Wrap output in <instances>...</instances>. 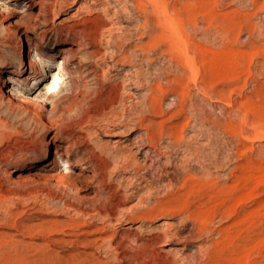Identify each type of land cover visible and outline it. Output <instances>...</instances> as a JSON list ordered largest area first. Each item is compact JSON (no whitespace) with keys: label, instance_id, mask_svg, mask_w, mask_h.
<instances>
[{"label":"rangeland","instance_id":"obj_1","mask_svg":"<svg viewBox=\"0 0 264 264\" xmlns=\"http://www.w3.org/2000/svg\"><path fill=\"white\" fill-rule=\"evenodd\" d=\"M211 1L218 14L252 13L248 0ZM8 2L0 0V264H264V137H253L264 131V98L253 93L264 87L254 73L264 60H254L253 75L243 74L237 89L219 81L222 100L190 85L184 116L169 118L181 104L175 95H166L162 115L147 108L154 82L165 85L180 73L164 42L142 52L155 13L146 0L145 12L134 0H41L27 11L26 0ZM253 23L262 28L264 12ZM213 35L207 46L218 49ZM248 40L242 32L237 46L249 49ZM59 65L70 77L49 105L38 104L32 74ZM12 79L15 95L8 93ZM150 123L166 130L186 124L185 139L175 146L163 135L159 154L138 151L134 142L141 136L147 144L141 126ZM53 149L69 158L50 171ZM247 164L256 181L250 201H240ZM80 166L78 176H64ZM189 175L211 191L188 193ZM103 201L110 217L100 213Z\"/></svg>","mask_w":264,"mask_h":264},{"label":"bare ground","instance_id":"obj_2","mask_svg":"<svg viewBox=\"0 0 264 264\" xmlns=\"http://www.w3.org/2000/svg\"><path fill=\"white\" fill-rule=\"evenodd\" d=\"M9 1L10 2L14 1L13 5L18 4L17 3L18 0H9ZM134 1H135L134 4H136V6H135L136 9L140 12H145L144 11L145 6L142 5V0H134ZM146 1L149 3V5H151L152 8H154L155 13H153L152 18L147 17V23H148L147 26H150V33L151 34L150 33L149 34L151 35L150 36L151 40L149 39L150 40L149 42L142 44V52L145 53L146 51H150V50L156 51L158 42H161V43L164 42V44H163L164 51L163 52H165L166 54L169 53L171 60L175 63V65H176V67L180 73L179 76H176V77L172 78L171 80L165 81L164 82L165 85L164 84L162 85L160 82H154L155 83V84H153L154 86L149 89L150 97H149L148 102H147V108L151 113H154L156 115H162L164 113V111H162V106H163V102L165 101L166 95L172 94L181 100V104L179 103L180 105H178L177 109H174V110L171 109L173 111L171 112V114L169 113L170 114L169 118L174 117L176 114L180 115V117H178L179 119L181 117H183L185 114V111H187L185 99L187 98L186 96H188V94H189L188 88L190 85H192L195 89H197L200 93L204 94L205 96L214 95L217 99L222 100L223 95H222L221 89L219 88V86H220L219 81H221L225 77L224 79H228L231 81L229 84V87L237 89L236 85H237L238 81L240 80V78L243 74H246L248 77H251L253 75L254 69H252V65L255 63L254 60L257 57H260L261 59L264 60V44H263L264 26L261 28V27H259V25H256L253 23L254 16H256L258 12H262V13L264 12V0H248L250 3V6H251L252 13H248L246 11H239L237 9H235V10L231 9L228 12H226V10H225L226 13L223 12L224 14H218V12L216 13V11H217L216 8L218 6L216 5V2H213L211 0H192V3H191V1L189 2V1L184 0L185 2H182L181 0H175V3L171 4V5L169 4V1L167 2L166 0H146ZM10 2H8V3H10ZM143 4H144V2H143ZM229 4H230V2H229ZM37 6H42L41 0H26V2L23 4L24 11L36 8ZM143 6H144V9H143ZM227 7H229V6H227ZM24 11L18 10L17 12L22 13ZM170 11L172 12V14H170ZM151 12H153V10ZM220 12H221V10H220ZM199 17H201V19H202L201 26H199V23H198ZM199 27H201L200 32H198ZM156 28L160 29V31L156 32ZM210 30L214 32V34H215V35H213V36H215L214 40L217 43H219L218 45H220V47L218 49H210L211 47H208L209 45L207 46V42H208L207 40L209 38ZM242 32H247L249 34V40L247 43L249 45V49H247L245 47V45L242 47L237 46L238 42L240 40V35ZM155 33H156V35H155ZM198 34L200 36L204 37V40H205L204 42H201V41L197 42V40L196 41L194 40V39H197V37L199 36ZM256 35L258 36L257 38H256ZM198 39H200V38H198ZM246 42H247V40H246ZM165 43H167V44H165ZM25 59L28 62V64H30L31 54H28V56ZM141 70H143V69H141ZM155 73H157V72H155ZM254 73L256 75H258L260 78H263L264 77V64H261L259 71H256ZM32 75H33L32 79H31L32 85H36L39 83V87H40V91L37 92V94H35V96L32 97V100H34L38 104L39 103L43 104V106L50 104L53 96L56 93H58V90L60 89L61 85L65 82L66 79H68L70 77L69 74L63 68H61L60 65L57 68L53 66V70H52V72H50V74L39 75V73H33ZM13 84H15V82L12 79V85L9 86V92H8L11 95L16 94V89L14 88ZM253 93H254V95H256L260 98H264V87L261 84H257L255 87H253ZM258 97H256V99ZM219 100H218V102H220ZM257 100H259V98ZM54 104H56V103H54ZM233 104H234V102H233ZM240 105H242V104L237 105L239 109H241ZM242 106H245V105H242ZM246 106H248V105H246ZM243 109H245V107ZM246 112H247V110H246ZM184 118H182V119H184ZM182 121H181V123H182ZM248 122H249V118H248V116H245L243 118V123L246 125ZM206 124H208V123H206ZM251 124H252V121H251ZM185 125H182V128H181L180 124L176 123V124H173L172 126L168 127L167 130L164 129L165 127H164L163 123L162 124L159 123L158 125L156 123H150V124L146 125L145 127L141 126L142 130L145 131L144 133H146L144 136L146 137L145 139L147 141L146 142L147 144H143L144 143L143 138L141 139V136H139L138 142H134V145H136L135 147H137V145L139 146L138 151H144L145 147H149V148L153 149L154 154H159L160 151H159V146L157 145L158 144L157 141L161 137H163V135H165L170 140L171 144H173L175 146H177L178 144H181L182 141H184V139H185V137L183 136V127H185ZM250 126H252V125H250ZM210 127H212V126H210ZM105 132H107V131H105ZM238 132H239V130H238ZM243 137L244 136H242V138ZM253 137H255V139L264 137L263 129L259 128L258 131H256V135ZM50 153L52 154V158L45 165L47 167V169L50 171H55L56 169H58L61 166L60 161H62L63 159L69 158V155L63 156L62 154L56 152L54 149L52 151H49V154ZM144 153L146 154V156H145L146 158L149 157V152L147 153V151H145ZM47 154H48V151L45 150L43 152L42 159H44L47 156ZM63 157H65V158H63ZM125 160H127V159H125ZM121 162H120V164H121ZM123 162H125V161H123ZM124 165H126V163H124ZM77 169L79 170V172L75 171L76 167H75V169L74 168L73 169L67 168L65 173H64V176H68L69 178L73 177V176H78L81 172H83L85 167L80 166V169L79 168H77ZM241 169H242V173H241L242 175H241L240 180H242V182H243L242 188H244V190L246 192H245V194H243L240 201H242V200L245 201V200H247L253 196L254 188H252L250 186L255 183L256 179H255V176L253 175L252 171H250L251 167H249L248 164L244 165ZM215 172H216V170H215ZM56 175H58V173H56ZM99 176L103 177L101 175H99ZM262 176L263 175H261V177ZM215 177H216V175H215ZM238 178H239V176H238ZM258 183L259 182H257V184ZM100 184H103L102 180H100ZM183 186L188 189V193H190L192 195L194 194V196L196 195V193L197 194L206 193L209 189L206 182H203V183L199 182L198 179H194L193 177H190V175L188 178L184 179ZM183 186H181V187H183ZM100 188H102V187H100ZM187 189H185V190L187 191ZM209 191H211V190H209ZM209 191H208V193H209ZM100 192H102V191L100 190ZM181 192H184V191H181ZM180 194H182V193H180ZM185 195H186V193H185ZM96 196H97V194H96ZM200 196H202V195H200ZM249 201H250V199H249ZM241 203H243V202H241ZM108 205H109V203L106 201L101 202V207H100V209H101L100 213L101 214L104 213L105 216L106 215L109 216ZM205 206H207V205H205ZM216 206H218V205H216ZM237 206H239V204ZM222 207H224V206H222ZM163 210H165V208ZM167 210H169V209H167ZM163 212H166V211H163ZM172 213H173V211H172ZM232 214H233V212H232ZM249 216H252V213H249ZM206 219H208V218H206ZM198 226H199V224H198ZM73 227H74V225H73ZM164 239H165V236L163 238V242L166 241ZM159 243H160V241H159ZM227 246H229V245H227ZM150 255H151V253H150ZM247 257H249V254L246 256V258ZM145 258H146V256H145ZM241 260H243V259H241ZM233 261H235V260H233ZM248 264H250V263H248Z\"/></svg>","mask_w":264,"mask_h":264}]
</instances>
